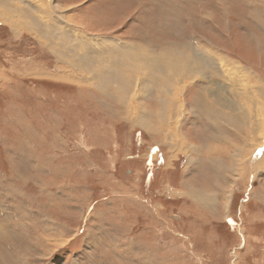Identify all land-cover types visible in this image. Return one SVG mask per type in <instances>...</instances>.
<instances>
[{"label":"rangeland","instance_id":"374dc122","mask_svg":"<svg viewBox=\"0 0 264 264\" xmlns=\"http://www.w3.org/2000/svg\"><path fill=\"white\" fill-rule=\"evenodd\" d=\"M32 2L77 34L129 44L136 59L207 47L238 70L231 97L264 84V1ZM6 8L0 264H264V128L207 118L200 107L217 104L198 99L200 79L186 84L179 129L168 135L156 116L160 89L143 95V130L119 99L121 83L97 85L85 63L79 72L65 64ZM116 69L124 80L135 74Z\"/></svg>","mask_w":264,"mask_h":264},{"label":"bare ground","instance_id":"6f19581e","mask_svg":"<svg viewBox=\"0 0 264 264\" xmlns=\"http://www.w3.org/2000/svg\"><path fill=\"white\" fill-rule=\"evenodd\" d=\"M19 3H22V5ZM34 3L32 2L31 4V0L30 2L28 0H0V6H6L12 17L16 16L15 18L22 19L31 33L37 34V36L46 40L49 43V47H52L50 49L52 54L57 55L65 64H69L79 72L77 64L85 63L88 68L86 74H91V78L97 80L94 82L97 85L104 82L112 83L115 80L118 81L117 83H121L122 92L125 94H122L124 98L119 99L129 107L130 110L128 112L133 114L134 125L141 129L147 130L150 128L148 127L150 123L146 122V110L144 109L142 113L137 110L138 106L141 108L138 102L143 95L151 94L152 96L155 94V90L157 92V89H160L159 102H155L160 106L158 110L155 109L156 116L158 115L161 119L159 124L165 127V135L173 133L172 129L177 131L179 129V121L182 118L183 105L181 98L184 88L187 83L195 82V85H197L200 79L202 81L205 80V83H200L198 99L202 102L204 98H211L217 104L216 106H208V109H203V106L200 107L202 111L206 112V114H203L207 118L216 121L223 120L242 132L247 129L251 131L253 122L255 126L257 123L256 128H264V84L258 83L260 86L254 87L257 90V95L253 94V90L244 89L247 94L241 95L237 93L231 97V94L236 92L231 89V86L237 82L236 78L231 76V71L237 73L238 70L233 67L232 62L220 57L213 50L207 49V47L196 48L189 46V49L186 48V50L181 52L178 49H169V51L167 50L163 54L157 55L156 53L158 52H156V56L151 61L145 55L143 57L140 55V59H136L134 49L127 46L129 44L109 39L88 37L81 33L77 34L78 32L76 33L73 28H68L69 26L66 27L64 25V18L62 19L57 14L59 17L55 16L56 19H54L48 15L47 9L44 10L41 6L34 5ZM123 45L126 47H123ZM166 47L170 48L169 46ZM155 57L156 61L153 60ZM163 59H165V65L163 64ZM141 65L145 69L143 70L142 68L141 73H138ZM117 66L131 69L135 74L130 79L124 80L118 75ZM115 86L117 85L115 84ZM223 92L227 93L226 97L222 95ZM249 92L253 95L249 96ZM206 103H208V100H204L202 104L205 105ZM143 113L145 116L142 115ZM214 125L218 132L221 131L217 124L214 123ZM262 144L263 142H261ZM172 146L174 145L172 144ZM243 151L245 152V150ZM242 155L245 156L242 149L239 148L236 156H234L239 168L244 162Z\"/></svg>","mask_w":264,"mask_h":264},{"label":"crops","instance_id":"0c3cea01","mask_svg":"<svg viewBox=\"0 0 264 264\" xmlns=\"http://www.w3.org/2000/svg\"><path fill=\"white\" fill-rule=\"evenodd\" d=\"M191 1H193V0H191ZM206 1H209V0H206ZM221 2L222 1H225V0H220ZM241 1V0H240ZM243 2L245 1V0H242ZM254 1V0H253ZM255 1H258V2H262V1H264V0H255ZM197 2V1H196ZM194 3V2H193ZM229 3V2H228ZM229 5V4H228ZM252 17V18H251ZM251 17H250V19H252L254 22H255V20H254V15H251ZM259 200H264V197L262 196V195H259V198H258ZM255 215H256V213H255Z\"/></svg>","mask_w":264,"mask_h":264}]
</instances>
